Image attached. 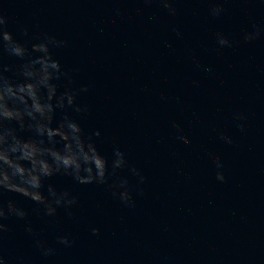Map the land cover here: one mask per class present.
Segmentation results:
<instances>
[{"label": "water", "instance_id": "obj_1", "mask_svg": "<svg viewBox=\"0 0 264 264\" xmlns=\"http://www.w3.org/2000/svg\"><path fill=\"white\" fill-rule=\"evenodd\" d=\"M169 3L175 15L161 0H0L17 39H25L18 31L25 26L30 35L67 41L56 54L79 69L74 87L89 86L78 99L90 114L76 118L101 132L103 154L119 145L145 177L139 184L121 171L134 200L126 206L102 186L54 176L46 184L71 189L79 203L53 218L5 192L0 198L29 211L36 233L15 217L4 221L0 250L16 264H264V2ZM214 4L225 9L219 17L209 13ZM256 29L260 37L244 41ZM217 33L233 46L220 48ZM20 62L0 51V63ZM59 235L73 244H58ZM35 239L54 254L42 256Z\"/></svg>", "mask_w": 264, "mask_h": 264}, {"label": "clouds", "instance_id": "obj_2", "mask_svg": "<svg viewBox=\"0 0 264 264\" xmlns=\"http://www.w3.org/2000/svg\"><path fill=\"white\" fill-rule=\"evenodd\" d=\"M161 2L175 15L169 0ZM224 11L221 5L214 4L209 13L219 17ZM7 22V17L0 14V51L21 62L16 65L0 63V197L7 192L31 200L44 217H56L58 209L71 215V209L78 206V195L69 188L46 184L59 175L70 177L76 184L102 186L114 198L132 206L134 200L128 176L120 173L127 169L132 176L138 177L139 184L145 177L140 169L129 163L119 145L113 147L110 156L103 154L98 146L101 132L87 131L76 118L83 119L90 114L89 106L78 99L88 92L89 86L74 87V73L79 69L65 67L56 54L55 50L66 47L67 41L48 33L30 35L28 27L20 26L18 31L25 37L22 42L7 30ZM260 35V30L256 29L245 32L243 39L253 41ZM216 43L220 48L233 46V41L222 33H217ZM234 119L240 121L244 117L236 114ZM238 126L243 131V125ZM24 132L28 135H21ZM219 136L226 143L232 142L223 132ZM178 138L184 144L190 143L187 136ZM213 162L217 169L222 168L218 156ZM216 179L225 181L222 171L216 172ZM29 214L15 199L0 198V236L8 232L4 221L15 217L25 221L24 231L35 237ZM99 231L97 227L91 228L93 235ZM56 242L70 247L74 241L68 235H59ZM35 246L44 257L55 252L54 247L46 246L40 239H35ZM0 264H16V258L0 250Z\"/></svg>", "mask_w": 264, "mask_h": 264}]
</instances>
